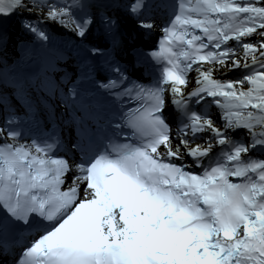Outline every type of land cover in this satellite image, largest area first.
I'll use <instances>...</instances> for the list:
<instances>
[{
  "label": "snow or ice",
  "instance_id": "obj_1",
  "mask_svg": "<svg viewBox=\"0 0 264 264\" xmlns=\"http://www.w3.org/2000/svg\"><path fill=\"white\" fill-rule=\"evenodd\" d=\"M0 264H264V0H0Z\"/></svg>",
  "mask_w": 264,
  "mask_h": 264
}]
</instances>
